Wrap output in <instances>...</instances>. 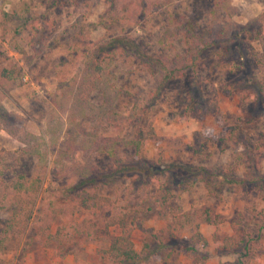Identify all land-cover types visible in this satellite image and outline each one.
I'll return each instance as SVG.
<instances>
[{"label": "rangeland", "instance_id": "1", "mask_svg": "<svg viewBox=\"0 0 264 264\" xmlns=\"http://www.w3.org/2000/svg\"><path fill=\"white\" fill-rule=\"evenodd\" d=\"M141 1L0 0V73L19 72L0 75V264H264V190L250 181L264 175V100L241 91L240 59L215 34L204 33L217 42L192 62L167 20L182 14L205 31L222 23L225 38L244 29L238 53L264 89V0H143L147 15L134 17ZM201 97L214 99L210 112L193 105ZM79 100L93 106L80 119L87 131L140 140L138 151L122 145L118 163L90 150L55 161ZM36 141L44 160L21 150ZM81 167L118 170L98 189L105 207L85 209L71 191ZM33 177L36 193L11 186ZM15 197L21 210L5 237ZM121 235L135 260L107 254Z\"/></svg>", "mask_w": 264, "mask_h": 264}, {"label": "trees", "instance_id": "2", "mask_svg": "<svg viewBox=\"0 0 264 264\" xmlns=\"http://www.w3.org/2000/svg\"><path fill=\"white\" fill-rule=\"evenodd\" d=\"M113 2L116 0H112ZM143 1V0H142ZM142 1L137 3V7L135 9L134 17L139 16L140 18H144L147 15V8L142 4ZM172 0H162L160 6L168 5L170 4ZM57 0H55V3ZM51 3L54 4V0H51ZM51 4V5H52ZM114 15L117 16V12H114ZM167 20L173 24V26L181 28L182 35L184 37L185 43L188 46V49L191 51L190 58L192 62L194 60H198V53L201 51V49L208 47L209 45L215 44L217 40L220 42V45L224 48L227 46L229 54H232L235 57H238L240 59V68L243 69L245 73V82L243 85H241V91L244 92V94L249 93V95L253 98L254 101H262L264 100V89L262 90L256 82L251 78V66L253 63H249L250 68L246 67V62L241 57V53L238 49L237 39L239 40L241 33H244V29L239 30L235 36H228V38H225V35H223L224 28L222 23H215L211 24L210 27L206 28V31L198 27L196 22H193L185 17V15L182 14H168ZM247 26V25H246ZM245 27V26H244ZM180 32V33H181ZM248 31H245V34ZM204 33H212L216 35L217 40L215 39H208L207 37H204ZM249 33V32H248ZM171 34V33H170ZM174 36L176 35L175 32L172 33ZM172 36V37H174ZM172 37H170V40H168V43L165 44L167 47H172ZM169 38L167 36H163L160 39V43H163L166 41V39ZM232 42H235L234 47L230 46ZM221 47V48H222ZM116 48H112L111 52H115ZM88 62L89 59H88ZM178 68L177 67H166V79H171L172 76L177 73ZM2 78L5 79H14L19 76V72L16 68H4L1 70L0 73ZM113 87V85H112ZM115 94H118L119 92H126L122 89L115 88ZM158 88L155 90L157 92ZM248 95V94H247ZM202 100H199V103L195 102L193 103L194 106H197L201 108L202 112H210L211 107L209 106V103L215 105L214 99H210V102L204 101V98L201 97ZM54 103L58 106L59 109H62L64 106L61 103V101H56L54 98ZM208 104V105H207ZM188 104L187 106H189ZM191 106V105H190ZM93 109V106L88 105V103H84L83 101L79 100L77 104H73L69 108V112L67 115V125L64 128V147L57 149L56 151V158L55 161H59L63 158L68 159L72 155H74L75 152L79 150H90L97 153L106 152L115 162L118 163L120 160L116 152L121 148L122 145L131 144L135 147V150L138 151L140 146V140L137 139H126L124 137H119L118 135H97L96 132H90L87 131L82 124L80 123V119L88 112L87 110ZM79 111H78V110ZM99 110V109H98ZM96 112V111H93ZM91 114V112H90ZM1 117V116H0ZM117 117H120L117 115ZM55 131L52 130V133ZM35 138V137H34ZM39 144L37 141L33 146H27L23 147L21 150L28 153H34L36 154L39 159L44 160L45 154L40 151V149L37 147ZM121 169H124V167H121ZM93 170V172H91ZM114 171H118L113 169L112 171L100 169L98 167H91L88 169V167H81L78 169L77 177L79 176L78 183L76 185L72 186L71 191L78 196L81 207L85 209H101L107 205L108 198L101 196L98 193V189L101 185H106L107 181H105V178H109L111 176V173ZM89 172V173H87ZM91 173V174H90ZM200 175H205L203 172L199 173ZM23 178V176H20ZM190 183L195 182L197 180V177L192 176L190 177ZM225 179V178H223ZM199 180H205V185H208L207 187L210 188L211 184L207 177H199ZM253 182L254 186L258 187L259 189L264 190V175H253L252 179L250 180ZM233 182H239V180H235ZM15 184L11 185L16 191L23 190L25 193L32 192L36 193L41 185V180L39 177H33V179H29V181H16ZM210 184V185H209ZM212 189V187H211ZM22 199H13L15 206L12 208V217L11 222L6 220H3L1 223V235L8 236L10 230L12 229V221H14V218L18 211L21 210L20 207V201ZM35 202V199H33V203ZM218 215H215L213 219L217 218ZM210 215L205 216V220L207 222H215ZM89 237H94L95 232L93 230L86 232ZM197 236L202 238L199 233H197ZM3 238L1 237L0 242ZM204 240V239H203ZM245 249H248V242H245ZM187 249V248H186ZM190 251L195 254L198 252L196 247H189ZM106 252L109 255V257H112L119 261H132L135 260L138 257V252L134 249L132 242H130L127 237L121 235V238L114 237L110 240L108 247L106 248ZM241 254L244 255V252H241L239 257V260L237 262L241 261Z\"/></svg>", "mask_w": 264, "mask_h": 264}]
</instances>
